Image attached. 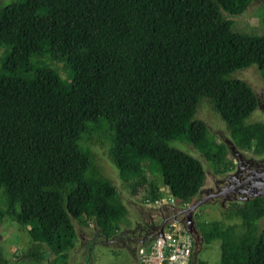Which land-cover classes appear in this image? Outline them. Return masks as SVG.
<instances>
[{"label": "trees", "instance_id": "obj_1", "mask_svg": "<svg viewBox=\"0 0 264 264\" xmlns=\"http://www.w3.org/2000/svg\"><path fill=\"white\" fill-rule=\"evenodd\" d=\"M252 1L0 3V224L25 229L30 257L47 250L50 264H66L73 221L106 237L127 223L86 146L94 134L106 133L119 181L149 204L163 197L148 173H159L178 207L207 183L200 161L172 142L189 145L216 176L232 169L223 143L195 118L201 102L238 150L264 155V123L248 121L256 97L232 77L255 66L264 85V35L234 32L230 20ZM222 216L240 224H198L206 245L220 242L219 264H264V199L232 202Z\"/></svg>", "mask_w": 264, "mask_h": 264}, {"label": "rangeland", "instance_id": "obj_2", "mask_svg": "<svg viewBox=\"0 0 264 264\" xmlns=\"http://www.w3.org/2000/svg\"><path fill=\"white\" fill-rule=\"evenodd\" d=\"M10 1L11 0H0V3L6 4ZM230 20L232 21V30L234 32L236 31L247 34L264 35V1L253 0L245 13L240 16L230 17ZM4 56V48H0V61ZM52 64L59 71L60 75L65 77L66 72L63 70V65L61 63ZM252 67L253 68H249L245 71H237L232 74V77L234 79L246 82L250 87L255 88L257 93L261 94L264 91L263 84L256 67ZM253 115L254 113L251 115L248 121H264L257 112L254 117H252ZM195 118L203 121L207 125L211 135L222 133V135L225 137L229 136L225 130L223 122L206 102H201L199 104ZM215 140L220 142L221 139L216 137ZM171 145L191 154L194 157L200 158L204 170L208 172L207 183L205 184V187H211L214 176H211V171L209 170V167L202 156L199 155L189 145L179 144L178 142H172ZM86 146L93 153L94 162L99 168L101 174L110 180L119 192L123 204L127 207L129 223L132 224L131 221H139L141 217L145 218V216L154 213V210L147 211L145 209V213L142 214L139 210H144V208L141 206L143 204L142 197L144 193L141 191L136 197H132L129 193V188L123 187L122 183L119 181L117 170L114 168L108 157L107 151L109 145L105 132L94 134L92 139H86ZM245 153L250 154V152ZM229 159L231 160L230 157ZM150 167L154 169L155 165L151 164ZM224 175L217 177L221 179ZM148 178L154 179L157 182L158 187H160V193L162 194L163 199L167 200L169 195L161 184L159 173H157V175L148 173ZM227 205L228 203L226 202L222 206H220L218 203L200 205L194 214V220L196 224L211 221H221L224 225H239L240 221L238 218L233 217L226 220L222 216L223 210H225ZM93 226L94 225L92 223L87 227H83L76 221H73L76 243L73 249L68 252L66 264H138L135 258L133 259L127 255L125 250H120L118 252L109 251V248L106 249L108 244L105 242L103 245L106 248H92V251L89 253V250L87 249L89 241H86V239L89 237V235H91ZM263 226L264 217L259 222V228L261 229ZM29 249H31V241L25 229L19 227L9 218L4 219L0 224V254L1 259L3 260L2 264H50V262H52L54 259V255H52L47 250L46 254L43 256L39 250L35 251V256L39 258L34 259V257H30ZM126 256L130 258V261L128 258H126ZM197 259L202 261L201 264H219L220 242L218 240L212 241L204 248V252L197 256Z\"/></svg>", "mask_w": 264, "mask_h": 264}, {"label": "water", "instance_id": "obj_3", "mask_svg": "<svg viewBox=\"0 0 264 264\" xmlns=\"http://www.w3.org/2000/svg\"><path fill=\"white\" fill-rule=\"evenodd\" d=\"M220 142L223 143L228 157L233 161V169L226 173L221 179L214 175L213 182L215 188H201L190 204L178 207L175 206L174 203H167L173 206L174 209H177L179 214H185L187 225L185 226L184 232L193 236L192 239L195 246H200L199 241H202L199 237V232L195 230L196 222L194 220V214L200 205L215 203L216 199L222 200V205L225 202L245 203L252 199H264V155L255 157L251 153L247 154L238 150L230 139V136L221 139ZM194 158L201 163L200 158ZM205 174L208 177V172L205 171ZM157 207L158 206H152V209H156ZM167 224V222L161 224L156 230L152 240L163 237V231Z\"/></svg>", "mask_w": 264, "mask_h": 264}, {"label": "flooded vegetation", "instance_id": "obj_4", "mask_svg": "<svg viewBox=\"0 0 264 264\" xmlns=\"http://www.w3.org/2000/svg\"><path fill=\"white\" fill-rule=\"evenodd\" d=\"M249 68H253V67L251 66V67L245 68L241 71H245ZM261 82H262V79H261ZM262 84H263V82H262ZM247 85L249 86V84H247ZM250 88L256 97V104H257V107L253 112L254 115L252 117H254L256 115V112H257L261 116V118L264 120V91L260 94V93H257L255 91V88H253V87H250ZM263 90H264V85H263ZM255 122L264 123V121H255ZM206 127H207V125H206ZM207 129H208V127H207ZM213 136H215V138L218 137L220 139L226 138L225 136L222 135V133H218V134H215ZM255 157H257V156H255ZM232 169H233V167H232ZM211 176H214V174L212 172H211ZM211 187L215 188L213 181H212ZM205 188H207V187H205ZM215 203H218L220 206H222V204H221L222 200L216 199ZM228 204H230V203H228ZM141 206L144 208V210H142V209L139 210L142 214L145 213L146 210L147 211H153L154 210L153 211L154 213H152L151 215L149 214V215L145 216V218L141 217V219L139 221L133 220V221H131L132 224L129 223V215H127V223L121 224L119 226V229L113 235H111L109 237H106L103 234H101V232L98 229H96L95 226H93L91 235H89V237L86 239V241L87 240L89 241L88 247H87V249L89 250V253L92 251V248H106L103 245V243L105 242L108 244V247L106 249L109 248V251L118 252L120 250H125L127 252V255H129L133 259L135 258V260L139 264L140 252L147 247V245L152 240L156 230L161 226V224L163 222H167V223L173 222L181 230H184L185 226L187 225L185 214L184 213L179 214L178 210L174 209V207L170 206L169 204L158 206L156 209H152L153 205H151L149 203H145V202H143V204ZM140 212H139V214H140ZM223 212H224V210H223ZM140 216H141V214H140ZM195 230L197 232H199L198 224H196V223H195ZM198 234H199V237L202 239V241L201 240L199 241L200 246H195L194 241L192 239L193 247H192L190 264H201L202 261L200 259H197V256L199 254H201L202 252H204V248L206 246H208L204 243V239L202 238L200 233H198ZM191 238H193V236H191ZM67 256H68V253H67ZM115 256H117V255H115ZM126 258H128V260L130 261V258L128 256H126Z\"/></svg>", "mask_w": 264, "mask_h": 264}, {"label": "built area", "instance_id": "obj_5", "mask_svg": "<svg viewBox=\"0 0 264 264\" xmlns=\"http://www.w3.org/2000/svg\"><path fill=\"white\" fill-rule=\"evenodd\" d=\"M172 199L163 198L153 206L168 205ZM193 241L191 236L169 222L163 231V237L150 241L140 252L139 264H190Z\"/></svg>", "mask_w": 264, "mask_h": 264}]
</instances>
